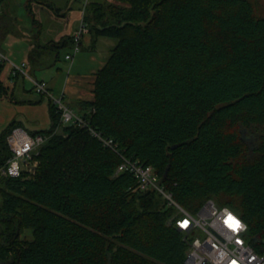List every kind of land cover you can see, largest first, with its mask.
<instances>
[{"label": "trees", "instance_id": "trees-1", "mask_svg": "<svg viewBox=\"0 0 264 264\" xmlns=\"http://www.w3.org/2000/svg\"><path fill=\"white\" fill-rule=\"evenodd\" d=\"M33 2L45 0H28L31 16ZM84 23L118 44L79 114L152 166L190 213L208 200L240 213L249 242L264 250V18L253 1L89 0ZM73 44H54L57 58ZM5 69L0 62V100H14ZM41 98L52 126L30 132L47 137L36 169L0 179V264H185L175 207L141 191L133 174H116L119 154L63 125ZM18 127L0 131V169Z\"/></svg>", "mask_w": 264, "mask_h": 264}, {"label": "built area", "instance_id": "built-area-1", "mask_svg": "<svg viewBox=\"0 0 264 264\" xmlns=\"http://www.w3.org/2000/svg\"><path fill=\"white\" fill-rule=\"evenodd\" d=\"M88 1L85 0V7ZM88 31L83 20L73 35L72 53L66 56L67 61H74L75 56L81 52L82 39ZM0 62L10 64L13 77L31 78L36 93L46 96L54 103L63 125L86 129L105 148L119 154L122 162L116 174H133L141 191H154L162 195L169 206L175 207L176 228L183 233L189 246L185 264H264V250L256 249L249 242V227L240 213L230 207L219 206L214 200H208L198 213H190L175 201L152 166H146L138 159L126 155L115 140L103 136L84 114H79L65 101V94L56 96L47 82L28 75L27 63L17 65L1 52ZM46 141L45 135H32L23 127L14 129L8 137L13 155L7 165L0 169V179L20 177L23 169L33 166L34 156Z\"/></svg>", "mask_w": 264, "mask_h": 264}, {"label": "rangeland", "instance_id": "rangeland-1", "mask_svg": "<svg viewBox=\"0 0 264 264\" xmlns=\"http://www.w3.org/2000/svg\"><path fill=\"white\" fill-rule=\"evenodd\" d=\"M26 1L27 0H7L6 4L0 7V52L4 54L11 62L17 65L22 64L24 48L27 47L29 43H35L38 41V34L40 32V27L37 24L36 26L33 25L32 18L29 16L25 8ZM49 1L53 2L57 8L62 10L66 9V7H64L65 4L62 2H56V0ZM100 1H103L106 4L113 3V0ZM252 1L255 4L257 16L264 18V0ZM6 34H8L7 38L10 37V34L17 35L18 39L20 40H18L11 48H9L8 46L4 45L2 41L4 38L3 36ZM43 40H45V38ZM117 44L118 40L116 39L102 38L93 49L91 35L86 33L84 35V49L75 56L74 61L66 60V55L72 53V48L71 50L69 47L62 48L60 51V60L58 61L57 66H54L52 69H50L51 73H53V76L57 74L56 79H58V88L56 89L57 92H54L56 96H60L64 93L61 92V90H63L65 87V83L68 84V80V87L71 89H77L79 86V83L77 82L78 77H92L95 73L101 70L106 65L112 50L117 46ZM52 61H54V59H52ZM28 75L30 74L28 73ZM30 76L32 78H36L39 81H45L51 78L49 74L44 73H37V77L32 75ZM3 79L6 85L11 87V91L13 92L15 84L12 82L16 78L11 77V66L9 63H6ZM23 79L25 80V90L23 87L24 84L20 83L16 89L14 100H11L10 98L0 100V131L5 130L14 119L17 121L21 119L29 121V123H27L28 130H34V128H50L47 100H45V103L43 102V106L36 108L21 106V104L15 103L16 99L19 101L23 100L25 98L24 96H26L25 93H28L30 97L34 99L41 98L40 94L34 92V83L32 79L27 76H24ZM69 104L73 107V109L76 108L74 103L69 102ZM57 131L59 132L60 129ZM250 137V134H248V140L251 139ZM33 167H36V163L33 164ZM24 238L31 239L32 234L27 231L24 234Z\"/></svg>", "mask_w": 264, "mask_h": 264}, {"label": "crops", "instance_id": "crops-1", "mask_svg": "<svg viewBox=\"0 0 264 264\" xmlns=\"http://www.w3.org/2000/svg\"><path fill=\"white\" fill-rule=\"evenodd\" d=\"M56 2H62L63 4H65L64 7H66V9L62 10L60 8H57L56 5L53 4V2L49 0H45V3L33 2L30 5V8L32 10V16L27 10L28 0L25 2V8L29 16L32 18L33 25L36 26L37 24L40 27V32L38 34V37H39L38 41H36L35 43H29L27 47L24 48L23 55H22L23 56L22 63L24 62L27 63L28 73L30 75L34 77H37L36 76L37 73H44V74L50 75L51 78L49 80H45V79L43 80H45L48 83L50 89L53 92H57L56 89L58 88V79H56L57 74L53 76V73H51L50 69H52L54 66L55 67L57 66V63L60 60L61 52H59V59H58L56 51L55 49H53L52 46H54V44H58L64 38H72L75 32L81 26L82 21L84 20V15H85L84 0H56ZM86 33L90 34L89 31ZM7 35L8 34L3 36L4 38L2 41L4 45L8 46L9 48H11L18 40H20L18 39L17 35L10 34V37L8 38H7ZM44 38L45 40H43ZM91 38H92V44H93L92 48L94 49L96 47V44L102 38L96 40L93 35H91ZM67 47H69V49L71 50L72 45H69ZM83 49H84V36L82 39L81 51ZM10 53L13 54L12 52ZM52 59H54V61H52ZM95 75L96 73L92 77H87V76L78 77L77 82L79 83V86L77 89L69 88L68 87L69 80H68L67 81L68 84L65 83V87L63 88V90H61V92H64L63 94H65L66 102L68 104L69 102L74 103L76 106L75 110L78 113H83L81 111L80 106H78V103L80 101H93L94 100L93 90H94ZM12 83L15 84L14 90H13L14 97H15L16 89L18 88V85L20 83L24 84L23 87L25 90V80L23 79L22 76H18ZM25 94L26 96H24L25 98L23 100L19 101L18 99H16L15 103L17 104L19 103L21 104V106H26V107L28 106V107H35V108L44 105L45 100H41L42 98L34 99V98H31L28 93H25ZM47 110L49 113L50 128H51L52 120L50 117L49 105H47ZM13 121H17V120L14 119ZM18 122L21 123L23 128L28 130L27 123H29V121L21 119ZM43 130H48V129L34 128V130H30L29 132L31 131L38 132V131H43Z\"/></svg>", "mask_w": 264, "mask_h": 264}, {"label": "water", "instance_id": "water-1", "mask_svg": "<svg viewBox=\"0 0 264 264\" xmlns=\"http://www.w3.org/2000/svg\"><path fill=\"white\" fill-rule=\"evenodd\" d=\"M33 169H36V167H33ZM167 172H168V171H167ZM167 172H166V174H165V177H166V176H167V174H168Z\"/></svg>", "mask_w": 264, "mask_h": 264}]
</instances>
